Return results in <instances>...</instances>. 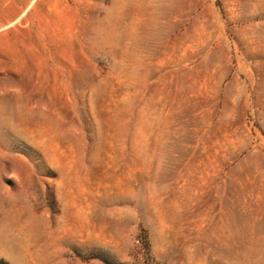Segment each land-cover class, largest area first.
Wrapping results in <instances>:
<instances>
[{"label": "rangeland", "instance_id": "374dc122", "mask_svg": "<svg viewBox=\"0 0 264 264\" xmlns=\"http://www.w3.org/2000/svg\"><path fill=\"white\" fill-rule=\"evenodd\" d=\"M0 264H264V0H0Z\"/></svg>", "mask_w": 264, "mask_h": 264}]
</instances>
